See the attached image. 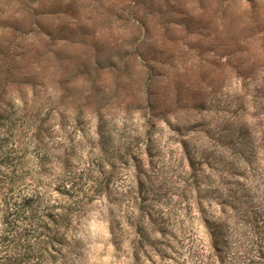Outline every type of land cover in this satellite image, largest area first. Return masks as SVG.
<instances>
[{
  "label": "rangeland",
  "instance_id": "374dc122",
  "mask_svg": "<svg viewBox=\"0 0 264 264\" xmlns=\"http://www.w3.org/2000/svg\"><path fill=\"white\" fill-rule=\"evenodd\" d=\"M0 264H264V0H0Z\"/></svg>",
  "mask_w": 264,
  "mask_h": 264
},
{
  "label": "trees",
  "instance_id": "16d2710c",
  "mask_svg": "<svg viewBox=\"0 0 264 264\" xmlns=\"http://www.w3.org/2000/svg\"><path fill=\"white\" fill-rule=\"evenodd\" d=\"M211 235H212V237H211V238H212V242H211V243H212V245H213V248H214L215 250H217V249L219 250V249L221 248V246H222V242H223V241H221V243H219V242H218V239H219V238L215 237V236L213 235V233H211ZM218 257L221 259L220 253H218L217 258H218ZM218 261H219V260H218Z\"/></svg>",
  "mask_w": 264,
  "mask_h": 264
}]
</instances>
